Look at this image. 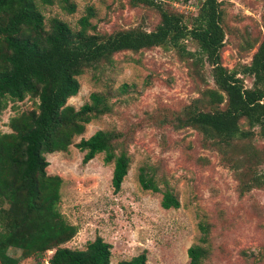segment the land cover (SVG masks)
Instances as JSON below:
<instances>
[{"label": "rangeland", "instance_id": "374dc122", "mask_svg": "<svg viewBox=\"0 0 264 264\" xmlns=\"http://www.w3.org/2000/svg\"><path fill=\"white\" fill-rule=\"evenodd\" d=\"M202 1L155 3L189 24ZM72 2L76 6L73 14L62 11L57 3L41 7V11L46 21L58 17L77 29V21L91 7L94 17L90 22L98 33L137 27L152 31L160 21L156 9L130 7L128 0ZM221 11L225 31L221 62L227 69L239 71L254 53L248 51L249 45L264 37V0H223ZM184 46L189 51L196 49L189 41ZM196 72L176 50L153 48L118 53L111 64L86 69L78 77L79 91L67 105L77 110L90 94L100 93L107 97L111 112L86 125L67 152L45 156L47 174L62 180L60 213L77 228L63 246L84 250L100 237L111 245L110 264L130 260L143 251L147 252L146 264H189L187 250L193 245L207 250L202 264H264V190L240 196L236 180L244 165L253 167L246 164L252 148L264 150V142L255 134L251 142H237L225 149V160L239 165L235 172L229 163H222L217 152L203 146L195 131H175L158 122L166 114L182 110L205 89L215 88L208 66ZM243 80L246 87L252 86V78ZM36 103L29 98L10 103L2 113L0 133H9V119L36 109ZM110 130L121 135L115 152L126 151L130 157L118 192L111 185L113 163L106 164L104 155L98 154L83 164L84 153L74 146L97 131ZM141 168L153 173L161 192L140 187ZM262 168L264 165L258 170ZM165 190L179 201L178 208H162ZM201 222L210 225L207 241H202ZM51 253L47 252L43 264ZM9 255L18 264H37L34 258H20L19 251L10 250Z\"/></svg>", "mask_w": 264, "mask_h": 264}, {"label": "trees", "instance_id": "16d2710c", "mask_svg": "<svg viewBox=\"0 0 264 264\" xmlns=\"http://www.w3.org/2000/svg\"><path fill=\"white\" fill-rule=\"evenodd\" d=\"M222 2L203 0L188 24L182 16L164 11L155 0H128L130 7L159 12L154 30L137 27L98 33L90 22L94 17L91 7L77 21V29L58 17L46 21L41 7L57 3L62 11L73 14L76 6L72 0H0V120L10 103L26 98L37 101L36 109L9 119V133H0V264H18L10 250L19 251L22 259L34 258L37 264H43L49 251L47 264H110L111 245L100 237L84 250L63 246L77 228L60 213L62 180L47 174L45 156L67 152L86 125L111 112L107 97L100 93L90 94L77 110L67 100L78 93V77L86 69L109 65L118 53L174 49L195 73L204 66L210 68L215 88L205 89L182 110L166 114L158 122L175 131H195L203 146L217 152L222 163H229L235 172L239 165L225 160V149L237 142H251L255 134L264 142V37L249 45L248 51L254 50L249 64L241 65L239 71L224 67ZM185 41L196 49L186 50ZM239 75L252 78V86L246 87ZM120 138L116 131H97L74 145L84 153L83 164L98 154L104 155L106 164L113 163L114 192L120 190L130 165L126 151L115 152ZM246 164L253 167L244 165L236 177L240 196L264 190V168L258 170L264 165V150L252 148ZM152 175L141 168L140 187L161 192ZM161 206L178 208L179 201L165 190ZM209 226L207 222L198 224L202 241L208 239ZM187 256L189 264H202L207 250L193 245ZM146 262L147 252L143 251L118 264Z\"/></svg>", "mask_w": 264, "mask_h": 264}]
</instances>
